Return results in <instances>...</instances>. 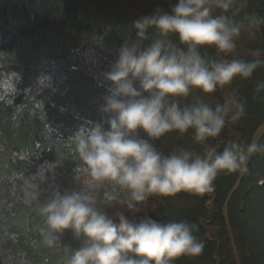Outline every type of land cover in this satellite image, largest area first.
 Instances as JSON below:
<instances>
[{"label":"clouds","instance_id":"obj_1","mask_svg":"<svg viewBox=\"0 0 264 264\" xmlns=\"http://www.w3.org/2000/svg\"><path fill=\"white\" fill-rule=\"evenodd\" d=\"M250 4L178 0L134 21L135 39H125L104 73L101 111L108 119L86 122L71 136L80 162L71 177L74 187L56 182V159L17 177L21 203L41 218L38 238L29 245L34 252L61 248V236L70 231L81 244L63 247L66 264H178L202 256L197 226L153 219L145 211L150 198L213 193L219 175H247L251 159L264 157V142L234 140L223 151L168 153L155 142L170 133L189 135L197 145L220 137L247 114V100L232 87L237 79L251 81L253 98L264 100V80L253 79L264 56L256 52L246 59L238 52L244 37L264 34V15ZM219 90L222 100L212 102ZM7 242L0 240V249ZM0 264L31 260L24 251L6 250Z\"/></svg>","mask_w":264,"mask_h":264},{"label":"trees","instance_id":"obj_2","mask_svg":"<svg viewBox=\"0 0 264 264\" xmlns=\"http://www.w3.org/2000/svg\"><path fill=\"white\" fill-rule=\"evenodd\" d=\"M250 6L264 15V0H251ZM138 18L122 8L121 0H0V240L8 241L0 251H24L31 264H66L63 247L80 246L68 231L60 238L61 248L32 250L41 218L21 203L17 177L56 159V182L62 189L74 187L71 177L80 162L71 136L86 122L108 119L101 111L104 73L125 39H135L132 26ZM148 35L151 39L154 30ZM76 41L82 46L74 47ZM238 52L246 59L256 52L264 56V34L244 37ZM253 79L264 80V68ZM232 87L247 100L244 118L206 145L170 133L155 142L157 147L166 153L207 147L223 151L234 140H254L264 127V100L253 98L251 81L237 79ZM213 95L212 102H220L223 90ZM259 141L264 142V133ZM249 169L243 176L219 175L215 191L204 196L181 192L150 198L145 211L153 219L187 220L205 244L202 256L178 264H236L234 259L264 264V157L254 156ZM12 234L14 241L8 240Z\"/></svg>","mask_w":264,"mask_h":264},{"label":"rangeland","instance_id":"obj_3","mask_svg":"<svg viewBox=\"0 0 264 264\" xmlns=\"http://www.w3.org/2000/svg\"><path fill=\"white\" fill-rule=\"evenodd\" d=\"M122 8H126L130 13L135 16L141 17L149 15L157 7H161L164 10H169V3H176L178 0H121ZM74 47L82 46V42L76 41L73 43ZM264 133V127L261 128L255 135L254 140L260 139ZM234 262L238 264L237 260L234 259Z\"/></svg>","mask_w":264,"mask_h":264}]
</instances>
